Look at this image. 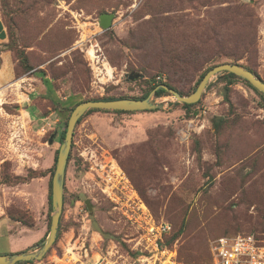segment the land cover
Here are the masks:
<instances>
[{
	"label": "rangeland",
	"instance_id": "rangeland-1",
	"mask_svg": "<svg viewBox=\"0 0 264 264\" xmlns=\"http://www.w3.org/2000/svg\"><path fill=\"white\" fill-rule=\"evenodd\" d=\"M105 13L114 15L109 30L100 24ZM0 17L13 47L24 52L33 67L25 71L16 64V77L23 81L0 96V217L10 213L36 223L34 230L13 224L15 234L24 231L10 241L0 237V255L31 249L41 239L36 230L48 226L51 173L60 134L76 103L141 97L158 77L174 81L190 96L201 74L213 64L229 62L226 55L232 52L264 80V0H0ZM211 27L217 28L219 39L228 40L214 61L208 58L216 46L206 45L214 39ZM169 41L178 54L189 56L197 45L206 56L192 73L163 72L159 62ZM244 42L252 43L248 54L241 47ZM132 73L143 77L132 81ZM153 103L164 108L133 114L95 112L76 126L60 235L45 262L63 251L60 245L86 237L80 217L65 216L66 205L77 199L91 201L92 232L105 241L126 232L95 185L90 171L96 159L115 160L156 218L171 223L175 231L184 224L174 245L178 252L180 247L193 248L187 255L191 264L210 263L209 247L215 239L262 227L261 93L239 77L231 85L215 77L190 109L170 93L154 97ZM220 119L224 123L216 132L213 122Z\"/></svg>",
	"mask_w": 264,
	"mask_h": 264
},
{
	"label": "built area",
	"instance_id": "built-area-1",
	"mask_svg": "<svg viewBox=\"0 0 264 264\" xmlns=\"http://www.w3.org/2000/svg\"><path fill=\"white\" fill-rule=\"evenodd\" d=\"M45 128L41 130L45 132ZM91 166L95 185L109 202L118 223L126 228L125 234L105 241L99 233L92 232L90 212L84 201H78L65 216L80 217L86 237L81 241L72 238L68 245H60L63 251H55L47 262L25 264H188L180 260L177 245L167 244L173 233L172 224L153 215L121 166L113 159H96ZM209 255V264H264V221L259 232L215 239Z\"/></svg>",
	"mask_w": 264,
	"mask_h": 264
},
{
	"label": "water",
	"instance_id": "water-1",
	"mask_svg": "<svg viewBox=\"0 0 264 264\" xmlns=\"http://www.w3.org/2000/svg\"><path fill=\"white\" fill-rule=\"evenodd\" d=\"M114 15L103 14L100 17V24L104 30H109L113 26ZM221 73L233 74L247 81L254 89L259 91L264 96V82L261 78L255 76L250 71L244 69L240 65H232L224 63L217 65L206 73L196 91L190 96H182L174 89L167 85H160L151 92L149 97L143 100L138 99H118L114 101H87L79 104L72 112L65 134V139L61 144L58 152L55 172L52 178V215L49 233L46 239L32 251L22 252L12 255H0V264H19L41 261L47 255L49 250L54 246L58 236V228L64 208V189L67 174L68 160L73 147L74 131L79 120L90 110H105V111H124V112H143L156 111L163 109L164 105H156L153 103V98L159 90H165L173 95L176 102L179 104L194 105L197 104L206 88L209 86L213 78ZM139 73H132L130 80L134 81L142 78ZM49 144H53V138ZM85 205L89 212H93L94 207L89 199L85 200Z\"/></svg>",
	"mask_w": 264,
	"mask_h": 264
},
{
	"label": "trees",
	"instance_id": "trees-1",
	"mask_svg": "<svg viewBox=\"0 0 264 264\" xmlns=\"http://www.w3.org/2000/svg\"><path fill=\"white\" fill-rule=\"evenodd\" d=\"M241 6V5H240ZM238 6V7H240ZM217 28L216 27H211V33H212V36L214 37L213 40H209L206 42V45L208 43H214L216 48H215V51H214V54L208 58L209 61H214V60H217L221 55L220 53H222V49L225 48L226 45H224L225 43H228V40H226L227 38L224 39V41H222L223 39H219L218 37V34L217 32L215 31ZM10 36L11 34L8 33V39H9V43L7 44L6 48L11 51L14 55V53H16V59L14 57V60L18 66V64L23 67L25 69V71H32L33 70V67L28 63V58L26 57V54L22 51H16V49L13 47L14 44L12 41H10ZM170 42V45H169V50H165L164 53L166 54H163L165 55V57L162 59L163 61L160 63L159 62V65H160V68L163 72H166V73H171L172 71H175L176 69H181L183 70V72H186L187 74L189 73H192L193 71L196 70V68L200 65L201 63V57H205L206 55L203 53V49L197 45H194V50L192 51V53H190L191 55L189 56H185V55H181V54H178L177 53V49L172 47V44H173V41H169ZM243 46V49H245V54H248L250 52V49L252 47V43L251 42H244L242 43L241 47ZM175 50V51H174ZM227 58L229 59V62H225V63H229V64H232V65H240L241 67H243L244 69L250 71L251 73H253L255 76L259 77L260 76L258 75V73L253 70L252 68H249V67H246L242 64L239 63L240 59H243L242 58H239L235 55L234 52H232L231 54H227L226 55ZM165 60H168V61H165ZM208 61V62H209ZM221 64H224V63H221ZM221 64H213L211 66H209V68H207L202 74L201 76L199 77L197 83H196V89L197 87L199 86V84L201 83L202 79L204 78V76L206 75V73L208 71H210L212 68L216 67L217 65H221ZM17 75V74H16ZM218 79L220 78H224V80L227 81L228 85H231L233 84V81L235 79H237L238 77L233 75V74H230V73H221L219 74L218 76ZM43 82H44V85H46V87L48 88H51V82L45 78L42 79ZM245 81V80H244ZM264 82V80H262ZM174 81H170V82H163L162 80L161 81H157V79L155 80L154 84H151L150 86V89L144 94L142 95L141 97H104V98H100V99H95V100H87V101H114V100H118V99H138V100H143V99H146L147 97H149V95L151 94V92L153 90H155L158 86L160 85H167L168 87H170L171 89H174L175 91H177L180 95L182 96H188L187 94H185L183 92L182 89L178 88L177 85L175 86L173 84ZM252 89H254L247 81H245ZM257 93H259V91H257L256 89H254ZM196 91V90H195ZM194 91V92H195ZM226 91L229 92V88H226ZM193 92V93H194ZM192 93V94H193ZM164 95H168V93L165 91V90H159L157 91V93L155 94V97L156 98H159V97H163ZM263 100H264V96L263 94H261ZM87 101H81L79 103H76V106H74L75 108L81 104V103H84V102H87ZM226 101L227 102H230L229 101V97L227 96L226 94ZM194 105H187V104H183V107L185 109H190L191 107H193ZM73 108V109H75ZM73 109H71V111H73ZM95 112H104V113H115V114H133L135 112H124V111H105V110H90L88 111L78 122V124L81 123V121L83 120V118L89 114H92V113H95ZM69 121V120H68ZM68 121H66L65 123V127L62 131V133L60 134V143L62 144L64 139H65V134H66V130H67V125H68ZM223 123L224 121L223 120H215L213 122V127L214 129L216 130V132H220L221 130V127L223 126ZM77 124V125H78ZM59 152V151H58ZM58 152L56 153V157H55V165L57 163V158H58ZM71 159V153H70V156H69V160L68 162L70 161ZM124 170V169H123ZM125 171V170H124ZM126 172V171H125ZM127 174V173H126ZM128 176V175H127ZM129 177V176H128ZM52 178H53V172L51 173V178H50V182H49V196H48V201H49V213H48V227L50 228V224H51V213H52V209H51V206H52ZM130 179V178H129ZM131 181V179H130ZM132 182V181H131ZM133 184V182H132ZM134 185V184H133ZM134 187L136 188V186L134 185ZM66 188V187H65ZM65 190L64 189V202H65ZM136 190L138 191V189L136 188ZM139 195L141 196V198L144 200V202L147 204V206L149 207V209L151 210L149 204L147 203V201L142 197L141 193L138 191ZM143 193V192H142ZM152 212V210H151ZM153 213V212H152ZM9 215L5 216L3 219H8L9 221L13 222V223H19V224H22L24 226H27V227H33L34 226V222H28V220H26L25 218L21 219V218H17V217H14L12 214L8 213ZM154 215V214H153ZM155 216V215H154ZM261 217L264 221V212L261 214ZM158 219V218H157ZM262 221V222H263ZM61 223V222H60ZM171 224V223H170ZM263 225V223H262ZM173 226V225H172ZM60 225H59V228H58V236H57V240L59 238V235H60ZM262 230V227L259 228V229H256V230H252L251 232H259ZM184 232V224L181 226V228L177 231H175V227L173 226V233L172 235L167 239V244L170 246V247H173L174 244L178 241V239L180 238V236L183 234ZM47 236V235H46ZM185 248L184 247H180V250L178 252L179 254V258L181 261L185 262V263H188V264H191L190 261H188L189 257H187L188 254L191 253V251L193 250V248H191L190 250L188 249L187 251H184ZM19 264H25V263H19Z\"/></svg>",
	"mask_w": 264,
	"mask_h": 264
},
{
	"label": "crops",
	"instance_id": "crops-1",
	"mask_svg": "<svg viewBox=\"0 0 264 264\" xmlns=\"http://www.w3.org/2000/svg\"><path fill=\"white\" fill-rule=\"evenodd\" d=\"M8 41L9 39H8L7 27L4 21L2 20V18L0 17V96H2L3 94H7L10 88H16L15 86H17L23 81V80H18V78L16 77V62L14 60V55L11 51H9L6 48ZM65 187H66V183H65ZM78 201H84V200L77 199L71 205L70 204L69 205L65 204V205L69 209L73 207L72 205ZM3 218L4 216L0 217V237H3L7 241H10V240H13L15 237L21 236L24 230L18 232V234L17 233L15 234L14 231H12V229L16 228V225L14 227L13 224H19V223H13L9 221L8 219H3ZM60 222H61V219H60ZM20 225L21 227L26 228L28 230H34L36 223L34 224L33 227H27L22 224ZM45 227L46 228L40 227L36 230L37 232H40L41 234V237H40L41 239L39 240V242H37L31 249L27 251H22V252L32 251L35 247L39 246L46 239L47 237L46 235H48L49 229L47 225ZM22 252H19V253H22Z\"/></svg>",
	"mask_w": 264,
	"mask_h": 264
},
{
	"label": "bare ground",
	"instance_id": "bare-ground-1",
	"mask_svg": "<svg viewBox=\"0 0 264 264\" xmlns=\"http://www.w3.org/2000/svg\"><path fill=\"white\" fill-rule=\"evenodd\" d=\"M90 53H91V55H93V54H94V51H93V50H91V51H90ZM95 55H96V54H95Z\"/></svg>",
	"mask_w": 264,
	"mask_h": 264
}]
</instances>
